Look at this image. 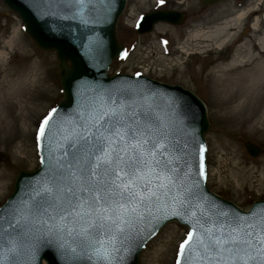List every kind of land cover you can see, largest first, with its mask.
<instances>
[{
	"label": "snow or ice",
	"instance_id": "1",
	"mask_svg": "<svg viewBox=\"0 0 264 264\" xmlns=\"http://www.w3.org/2000/svg\"><path fill=\"white\" fill-rule=\"evenodd\" d=\"M46 2L84 12L98 0ZM161 111L154 98L124 92L86 96L66 120L51 109L36 136L38 146L55 145L51 168L22 198L0 206V264H25L16 257L36 225L73 264H121L122 246L153 209L173 206L195 217L176 264H264V208L241 217L194 203Z\"/></svg>",
	"mask_w": 264,
	"mask_h": 264
},
{
	"label": "rangeland",
	"instance_id": "2",
	"mask_svg": "<svg viewBox=\"0 0 264 264\" xmlns=\"http://www.w3.org/2000/svg\"><path fill=\"white\" fill-rule=\"evenodd\" d=\"M175 1H171L168 9L186 13L181 25L159 22L151 31L137 34L132 24L139 14L151 10L154 0H128L127 8L116 24V37L122 45H128L129 55L125 61H113L108 72L131 73L142 68L148 76L193 91L204 102L209 122L205 132L208 187L247 208L254 200L264 198V80L252 92L251 101L238 96L242 87H235L228 91L231 96L225 103L226 95L218 91L215 76L224 68L227 75L239 77L250 72V65L264 59V54L257 56L255 51L243 50L247 40L252 44L264 31V21H260L257 31L249 22L255 16L262 19L264 4L256 14L238 22L235 30L230 31L233 37L218 39L220 34L213 33L216 22L249 5L252 8L256 0H221L210 5L199 0ZM200 28L205 34H211L209 38L200 36L191 40L194 31ZM159 34L168 37L169 54L162 53L157 40ZM236 39V44L230 46ZM8 40L11 45H6ZM242 42L244 47L240 48ZM247 53L257 60L252 64L238 61L246 60ZM234 57L236 63L227 66ZM0 86H5L7 93L0 115L8 126L0 133L1 205L12 191L16 173L33 170L38 165L37 130L62 97L55 52L38 48L24 32L20 18L2 0ZM261 114L262 125L253 130V121ZM246 116L250 118L249 122L240 123ZM246 141L260 145L262 153L251 156L245 149ZM185 235L184 226L173 221L167 223L141 251L139 264H174Z\"/></svg>",
	"mask_w": 264,
	"mask_h": 264
},
{
	"label": "water",
	"instance_id": "3",
	"mask_svg": "<svg viewBox=\"0 0 264 264\" xmlns=\"http://www.w3.org/2000/svg\"><path fill=\"white\" fill-rule=\"evenodd\" d=\"M2 1L19 15L25 32L40 49L56 53L63 91V98L55 107L57 113L54 116L58 121L70 119L72 113L80 110L81 101L94 93L124 92L133 100L154 98L160 105L161 114L167 117L173 144L179 146V151L174 155L178 157L177 163L182 169L181 178L184 186L192 193L194 203L217 213L227 212L241 217L264 208V200H256L246 212L208 190L204 132L209 126L204 105L194 93L187 88L165 85L142 75L107 74L106 69L111 60L124 51V47L116 39V21L123 11L125 0H98L88 4L84 12L71 6L58 7L46 0ZM201 1L212 4L220 0ZM183 14L173 10L151 12L145 15L139 31L151 30L152 25L160 20L180 24L185 17ZM176 99L183 107H187L185 111L179 105L182 114L178 113L173 104L178 102ZM38 147V168L34 171L20 170L16 174L13 191L3 205L16 202L25 195L30 185L46 178L51 168L55 145L48 140H41ZM245 148L252 156H257L262 151L258 145L249 141L245 143ZM173 212L179 214L173 215ZM158 220L161 226L167 221L176 220L189 226L190 231H193L195 223L191 211L185 214L174 206L160 208L159 211L153 209L147 221L138 226L139 231L134 232L122 246L121 264H138L139 252L161 228L159 226L153 231V225ZM4 255H8L7 248L4 249ZM16 258L25 264H43V261L46 264H73L70 252H66L59 241L44 235L39 225L29 230ZM84 259L87 260L86 257Z\"/></svg>",
	"mask_w": 264,
	"mask_h": 264
},
{
	"label": "bare ground",
	"instance_id": "4",
	"mask_svg": "<svg viewBox=\"0 0 264 264\" xmlns=\"http://www.w3.org/2000/svg\"><path fill=\"white\" fill-rule=\"evenodd\" d=\"M255 1V0H254ZM257 1V2H256ZM255 2H253V4L251 6H253L252 8L247 6L245 8L239 9L237 11H234L233 13H230L227 17L222 18V20L216 22V26L215 29L213 30L214 34H220V36H218V39H225L228 37H233L232 34L230 33L231 30H235V28L237 27V25H239V21L241 19H243L244 17H249L254 15V13L256 14L258 12V10H260V6H262V4H264V0H256ZM262 10V9H261ZM221 19V18H220ZM260 21H264V16L262 17V19H258L257 16H255V18H252V20H250V27L257 31L258 30V25L260 23ZM231 34V35H230ZM209 35L211 34H205V32L200 28V29H196L192 35L193 38H190L191 40H194V38L197 37H204V38H209ZM239 35H237L238 37ZM230 39V38H229ZM6 45H11L10 41L8 40L6 42ZM244 42L241 43L240 48L244 47ZM247 49L248 52L251 51H255L256 55H263L264 54V31H262V35L260 37H258L255 42L253 41V43L251 44L250 40H247V47L244 48L243 50ZM249 53H247L246 55V60H242V59H238V61H240L241 63H247V64H252L254 62V60H257L256 58L251 57V55H248ZM235 57L233 59H231V61L229 63H227L228 65H232L235 64L236 62ZM252 66L250 72H246L243 73L244 75H240L239 77H231L229 75L226 74V72H224V68L220 69L219 71H222V73L216 75V85L218 87V91L221 94L226 95L225 97V103L229 102V96H231V94H228V91L232 90L233 88H241V92L239 93L238 96H241L245 99V101H251V96H252V92H255V90L257 89V87L262 83V81L264 80V59L261 61H257V63H255L254 65H250ZM243 76V77H242ZM6 100H7V93L5 91V86H0V112L4 110V106L6 104ZM176 101H178L176 99ZM174 102V101H173ZM174 106L176 107L177 111L179 114H182L180 112V108L179 105L182 109H184L185 111L187 110V107H183L180 102H175L173 103ZM184 112V111H183ZM264 114V112H263ZM249 117H243L240 121V123H245V122H249ZM5 118L3 116L0 115V133H2L3 131H5L6 128H8L7 124L4 123ZM262 114L259 115V117H257L254 121L253 124L251 126V128L253 130L258 129V125H262ZM1 136V135H0Z\"/></svg>",
	"mask_w": 264,
	"mask_h": 264
},
{
	"label": "flooded vegetation",
	"instance_id": "5",
	"mask_svg": "<svg viewBox=\"0 0 264 264\" xmlns=\"http://www.w3.org/2000/svg\"><path fill=\"white\" fill-rule=\"evenodd\" d=\"M171 1H173V2L176 3L175 0H168V1L165 2V4L163 6H160V8L161 9H168V8H170V6L172 5V2Z\"/></svg>",
	"mask_w": 264,
	"mask_h": 264
}]
</instances>
